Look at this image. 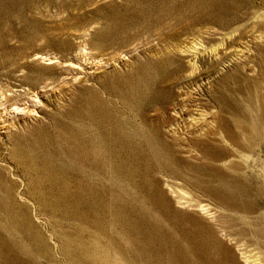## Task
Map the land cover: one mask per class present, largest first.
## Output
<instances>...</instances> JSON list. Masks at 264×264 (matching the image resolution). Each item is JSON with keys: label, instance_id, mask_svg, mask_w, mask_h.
Returning <instances> with one entry per match:
<instances>
[{"label": "rangeland", "instance_id": "1", "mask_svg": "<svg viewBox=\"0 0 264 264\" xmlns=\"http://www.w3.org/2000/svg\"><path fill=\"white\" fill-rule=\"evenodd\" d=\"M0 89V264H264V0H0Z\"/></svg>", "mask_w": 264, "mask_h": 264}, {"label": "bare ground", "instance_id": "2", "mask_svg": "<svg viewBox=\"0 0 264 264\" xmlns=\"http://www.w3.org/2000/svg\"><path fill=\"white\" fill-rule=\"evenodd\" d=\"M84 37V36H83ZM85 40V39H84ZM80 42V41H79ZM82 43L84 42V41H81ZM77 45V44H76ZM80 46L82 45V44H79ZM86 45H87V43H86ZM85 45V46H86ZM84 48V47H83ZM86 48V47H85ZM88 48V47H87ZM83 50V49H82ZM85 51V50H84ZM89 51V50H88ZM37 52H39V51H37ZM53 52V51H52ZM55 52V51H54ZM53 52V53H54ZM57 53H59V52H57ZM56 53V54H57ZM81 53H82V51H81ZM84 53V52H83ZM89 53H91L90 51H89ZM40 54V53H39ZM61 54H63V53H61ZM67 54V53H66ZM93 54V53H92ZM32 55H34V54H32ZM36 55H37V57H36ZM35 55V59L34 60H37L38 62H41L40 61V59H46L47 58V60H51L52 61V59L49 57V55H42V54H40V55H38V54H36ZM83 55V54H82ZM91 55V54H90ZM90 55H89V58H90ZM53 56V55H52ZM59 56H60V54H59ZM81 56V55H80ZM84 56V55H83ZM32 57V56H31ZM41 57H43V58H41ZM56 57V56H55ZM65 57V56H64ZM63 57V60H61V59H58V61H59V63H60V61H61V63L63 64V62H67V61H65L64 58ZM69 56H67V58H68ZM88 57V56H87ZM27 58V57H26ZM62 58V57H61ZM80 58V57H79ZM86 58V57H85ZM97 58V57H96ZM29 59H31V58H29ZM81 59V58H80ZM94 60V59H93ZM97 60V59H96ZM99 60H101V59H99ZM36 61V62H37ZM82 61H83V59H82ZM89 61H90V59H89ZM88 61V62H89ZM70 62V61H69ZM68 62V63H69ZM85 62V61H84ZM87 62V61H86ZM100 62V61H99ZM33 63V62H32ZM35 63V62H34ZM61 63L59 64V65H61ZM42 64V63H41ZM52 64H53V62H52ZM57 64V63H56ZM56 64H53V65H55V67H56ZM73 63H72V67H73ZM71 66V65H70ZM75 66V65H74ZM49 67V66H48ZM53 67V66H52ZM54 67V68H55ZM69 67V66H68ZM77 67V66H76ZM80 67V66H79ZM73 68H75V67H73ZM81 68V67H80ZM52 69V68H51ZM57 69V68H56ZM62 69V68H61ZM66 69V68H65ZM22 70V69H21ZM58 70V69H57ZM68 70H71V69H68ZM61 72V71H60ZM76 72V71H75ZM79 72V71H78ZM80 75V74H79ZM74 78V77H73ZM75 81V80H74ZM86 81V80H85ZM11 85H13V84H11ZM18 86V85H17ZM22 86V85H21ZM7 87H9V86H7ZM13 87V86H12ZM23 88H25V87H23ZM10 89V88H9ZM14 89V88H13ZM12 89V90H13ZM34 89V88H33ZM11 90V91H12ZM16 90V89H15ZM14 91V90H13ZM12 91V92H13ZM17 91H18V89H17ZM20 91V90H19ZM19 91H18V93H11V94H8L7 95V93L9 92V90H1L0 89V107H3L5 110H8V109H6V108H11V109H13L14 111L15 110H18V105H17V102L19 101V99H20V97L22 96V94L21 93H19ZM27 91V90H26ZM29 91V90H28ZM23 92V91H22ZM29 93V92H28ZM25 95V94H24ZM27 95V94H26ZM30 95V94H29ZM29 95H27V96H29ZM23 97V96H22ZM25 97V96H24ZM35 98V97H34ZM25 101V100H24ZM19 104V103H18ZM31 104V103H30ZM17 105V106H16ZM21 106V105H20ZM21 110V109H20ZM23 110V109H22ZM2 111V110H1ZM31 111V110H30Z\"/></svg>", "mask_w": 264, "mask_h": 264}]
</instances>
